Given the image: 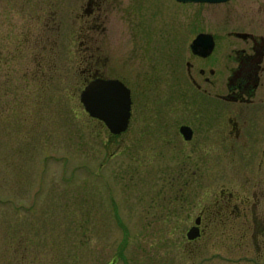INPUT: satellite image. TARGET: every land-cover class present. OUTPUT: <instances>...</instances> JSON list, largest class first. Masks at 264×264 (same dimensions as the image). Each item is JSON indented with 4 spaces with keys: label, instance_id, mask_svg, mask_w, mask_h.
Segmentation results:
<instances>
[{
    "label": "rangeland",
    "instance_id": "rangeland-1",
    "mask_svg": "<svg viewBox=\"0 0 264 264\" xmlns=\"http://www.w3.org/2000/svg\"><path fill=\"white\" fill-rule=\"evenodd\" d=\"M108 1L87 33V0H0V264H165L181 157L177 141L148 132L165 95L187 88L177 18L190 7L119 0V12ZM92 52L99 58L85 59ZM94 74L148 104L141 123L114 137L85 113L79 95ZM205 151L200 174L213 184L225 166Z\"/></svg>",
    "mask_w": 264,
    "mask_h": 264
},
{
    "label": "flooded vegetation",
    "instance_id": "flooded-vegetation-1",
    "mask_svg": "<svg viewBox=\"0 0 264 264\" xmlns=\"http://www.w3.org/2000/svg\"><path fill=\"white\" fill-rule=\"evenodd\" d=\"M109 3L87 0L82 9L87 33L97 30ZM113 4L121 12V2ZM180 5L190 7L177 18L187 88L165 95L162 120L151 123L148 132L151 142L159 134L161 141H177L181 157L179 199L166 204L164 216L177 227L169 226L173 239L166 238L161 256L165 264H264V0ZM147 20L152 29L153 15ZM186 29L192 31L187 47ZM200 35L214 44L206 57L190 48ZM221 43L225 54L218 57ZM98 58L94 52L85 57ZM130 93L128 130L148 113V104ZM150 111L156 120L155 107ZM203 149L216 165L223 161L225 166L213 184L202 182Z\"/></svg>",
    "mask_w": 264,
    "mask_h": 264
},
{
    "label": "water",
    "instance_id": "water-1",
    "mask_svg": "<svg viewBox=\"0 0 264 264\" xmlns=\"http://www.w3.org/2000/svg\"><path fill=\"white\" fill-rule=\"evenodd\" d=\"M231 0H175L179 4H223ZM194 55L206 57L214 48L205 35L197 36L191 43ZM79 102L85 113L93 120L100 122L110 135L116 137L128 130L131 118V93L119 80L94 78L89 81L79 95ZM186 129H182L185 132ZM196 236L188 234V239Z\"/></svg>",
    "mask_w": 264,
    "mask_h": 264
},
{
    "label": "trees",
    "instance_id": "trees-1",
    "mask_svg": "<svg viewBox=\"0 0 264 264\" xmlns=\"http://www.w3.org/2000/svg\"><path fill=\"white\" fill-rule=\"evenodd\" d=\"M6 63H8L7 60L0 59V67H2L3 65H5ZM4 94H7V93H6V89H4L2 93L0 92V111H1V109L3 108L2 105H3V104H6V103L4 102V100H3V95H4ZM1 97H2V99H1ZM0 114H1V112H0Z\"/></svg>",
    "mask_w": 264,
    "mask_h": 264
}]
</instances>
